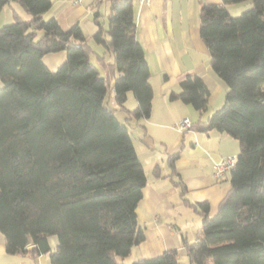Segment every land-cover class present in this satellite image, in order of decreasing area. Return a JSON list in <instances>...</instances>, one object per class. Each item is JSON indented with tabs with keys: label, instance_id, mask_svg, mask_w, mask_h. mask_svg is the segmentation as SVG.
<instances>
[{
	"label": "trees",
	"instance_id": "trees-1",
	"mask_svg": "<svg viewBox=\"0 0 264 264\" xmlns=\"http://www.w3.org/2000/svg\"><path fill=\"white\" fill-rule=\"evenodd\" d=\"M16 2L27 19L13 13L0 26V232L5 252L51 264H124L144 240L136 208L146 176L131 135L112 103L129 118H148L152 87L145 51L136 38L133 0H107V26L93 19L92 36L112 54L107 64L90 61L92 49L78 23L64 30L44 19L51 0H0V13ZM249 2L231 16L227 6ZM199 36L214 73L225 83L223 105L191 128L217 130L239 145L229 171L230 188L209 215L207 202L193 204L200 231L185 242L189 264H264V0L199 1ZM66 51L55 71L47 53ZM170 100L191 105L202 116L209 90L193 72L178 81ZM136 100L125 107L127 94ZM168 156L170 175L184 198L186 188ZM159 169L153 171L159 176ZM186 200V199H185ZM57 237L51 248L48 238ZM130 264H178L176 250Z\"/></svg>",
	"mask_w": 264,
	"mask_h": 264
},
{
	"label": "crops",
	"instance_id": "crops-1",
	"mask_svg": "<svg viewBox=\"0 0 264 264\" xmlns=\"http://www.w3.org/2000/svg\"><path fill=\"white\" fill-rule=\"evenodd\" d=\"M199 1L222 3V0H133L136 38L145 51L153 95L150 116L133 119L113 105V94L110 93L111 108L117 120L127 126L146 176L142 198L136 208L144 240L133 246L126 258L117 259L120 263L130 264L156 257L167 250H176L178 264H185L186 260L189 264L185 242H193L201 226V215L193 204L207 202L209 215H214L230 188L229 172L216 178L212 167L222 158L237 155V140L215 129L199 131L191 128L181 132L176 126L184 117L192 124L207 119L225 99L226 85L212 70L208 49L199 36ZM51 2L44 19L54 17L64 30L78 23L92 49L91 63L99 67L96 56L102 57L107 64L113 63L112 54L92 39L98 29L93 19L95 12L103 27L107 26L103 19L109 12L107 0ZM6 7L10 11H6ZM249 7V2H244L228 5L227 9L231 16H238ZM14 12L17 13L10 2L0 13V26L11 23ZM42 60L49 70L55 71L66 60V51L47 53ZM187 72L198 75L209 90L208 108L202 116L191 105L169 99L171 92L180 91L179 78ZM135 106L136 100L129 92L125 107L132 110ZM170 155H176L173 164L186 188L184 198L174 184L176 177L170 175ZM156 167L158 177L153 173ZM48 244L54 248L57 239L49 237ZM0 264L51 262L48 254L35 259L7 254L4 236L0 232Z\"/></svg>",
	"mask_w": 264,
	"mask_h": 264
},
{
	"label": "built area",
	"instance_id": "built-area-1",
	"mask_svg": "<svg viewBox=\"0 0 264 264\" xmlns=\"http://www.w3.org/2000/svg\"><path fill=\"white\" fill-rule=\"evenodd\" d=\"M79 0H75V2H78ZM141 2H148L149 0H140ZM177 129L179 131L189 130L191 129L192 123L189 120V118L184 117L176 124ZM236 161V156H228L225 158L220 159L219 161L215 162L213 164V175L216 178L222 177L226 172H229Z\"/></svg>",
	"mask_w": 264,
	"mask_h": 264
},
{
	"label": "rangeland",
	"instance_id": "rangeland-1",
	"mask_svg": "<svg viewBox=\"0 0 264 264\" xmlns=\"http://www.w3.org/2000/svg\"><path fill=\"white\" fill-rule=\"evenodd\" d=\"M13 7L16 9V11H17V13L23 18V17H26V16H28L27 15V13L25 12V10L21 7V6H19L16 2H13ZM6 9V11H10V9L8 8V7H6L5 8ZM103 19H104V21L106 22V24H107V19H106V17H103ZM13 22V21H12ZM110 93H108L106 96H105V98H104V102H103V104L105 105V106H110L111 107V104H110ZM53 237H55V239H57V237L56 236H53ZM185 264H188V262H187V260H186V263Z\"/></svg>",
	"mask_w": 264,
	"mask_h": 264
}]
</instances>
